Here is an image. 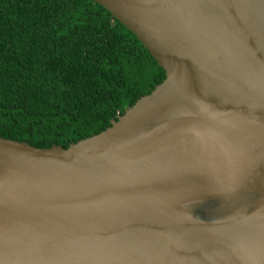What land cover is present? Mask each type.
I'll return each mask as SVG.
<instances>
[{"label":"water","instance_id":"95a60500","mask_svg":"<svg viewBox=\"0 0 264 264\" xmlns=\"http://www.w3.org/2000/svg\"><path fill=\"white\" fill-rule=\"evenodd\" d=\"M166 73L90 137L0 136V264H264V0H95Z\"/></svg>","mask_w":264,"mask_h":264},{"label":"trees","instance_id":"16d2710c","mask_svg":"<svg viewBox=\"0 0 264 264\" xmlns=\"http://www.w3.org/2000/svg\"><path fill=\"white\" fill-rule=\"evenodd\" d=\"M166 76L95 0H0V136L35 147L90 137Z\"/></svg>","mask_w":264,"mask_h":264}]
</instances>
